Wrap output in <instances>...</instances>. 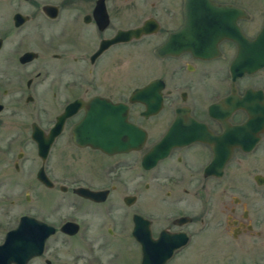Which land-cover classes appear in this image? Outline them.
I'll return each instance as SVG.
<instances>
[{
  "label": "flooded vegetation",
  "instance_id": "obj_1",
  "mask_svg": "<svg viewBox=\"0 0 264 264\" xmlns=\"http://www.w3.org/2000/svg\"><path fill=\"white\" fill-rule=\"evenodd\" d=\"M186 1L0 0V127L20 146L23 214L48 232L25 264H264V64L233 69L246 58L232 36L169 47ZM211 1L234 8L216 27L262 28L264 0ZM146 19L156 27L118 39ZM135 126L138 147L80 143L134 141ZM163 139L179 141L144 162Z\"/></svg>",
  "mask_w": 264,
  "mask_h": 264
},
{
  "label": "water",
  "instance_id": "obj_2",
  "mask_svg": "<svg viewBox=\"0 0 264 264\" xmlns=\"http://www.w3.org/2000/svg\"><path fill=\"white\" fill-rule=\"evenodd\" d=\"M200 1V4L196 2ZM233 7L229 5L216 4L211 0H187L185 5L186 10V22L183 28L178 31L172 32L166 44L170 47L175 44V42L179 41L181 38L183 39V46L188 47L191 46L192 39H199L198 47H210V50H214L215 42L218 37L226 35L232 36L233 38H238L242 44L241 48H243L242 52H245L244 59L245 63L243 64V60L241 57H237L232 62L233 69L238 71H251L256 69L257 67L264 64V23L259 33L253 38H247L240 34L236 28H234V34H232L231 28L228 27L226 23H228V19L222 20L224 23L222 28L216 27L217 21L215 17H223L227 18L230 12H233ZM16 15H20L17 13ZM209 16L210 19H198V16ZM214 17V19H212ZM212 22L215 24L213 27ZM233 20L231 21V23ZM156 27V20L154 19H146L142 24L130 27L127 30H120L118 39L127 38H138L143 33L151 31L152 27ZM217 29V30H216ZM219 33V36L211 37L212 32ZM238 34V35H237ZM240 34V35H239ZM212 39L209 42H204L201 39ZM197 43V42H196ZM161 51V49H160ZM241 52V54H242ZM31 55V52L24 53V56ZM23 56V57H24ZM1 107V105H0ZM64 115L61 116L60 119H63ZM134 128V132L138 137L134 141H117V142H80V143H89L92 146L101 147L104 150L112 151V150H123L131 147H138L143 139V132L139 130L137 126ZM171 133H168L165 138L167 139ZM163 139L161 142L156 144L153 149L144 157V162L147 161L148 158L156 159L167 153L169 147L173 144L178 143L179 140L168 141ZM39 152L44 155L47 151L48 142L39 141ZM46 225L42 221L37 222L31 215L22 214L20 216L19 222L17 226L9 229L4 237V240L0 243V264H25L27 260L35 254L41 252V248L43 246L44 239L48 232H42L41 229L39 233L36 230V225ZM53 230L52 227L49 229ZM178 236V235H177ZM180 238V237H179ZM186 241V236L184 235L182 239L176 243V245L172 246L171 249L168 250L166 257L170 255L173 247L182 245Z\"/></svg>",
  "mask_w": 264,
  "mask_h": 264
},
{
  "label": "rangeland",
  "instance_id": "obj_3",
  "mask_svg": "<svg viewBox=\"0 0 264 264\" xmlns=\"http://www.w3.org/2000/svg\"><path fill=\"white\" fill-rule=\"evenodd\" d=\"M263 8V6H262ZM261 8V9H262ZM261 9L256 10L257 12H260ZM141 13L136 12L135 13V22L139 21L141 17L144 16V12L142 11V8L140 9ZM261 19V18H260ZM257 21H260L259 19ZM253 28H250L252 30ZM143 53L145 54V47L142 48ZM138 65V64H137ZM136 65V66H137ZM141 69V70H138ZM145 68H136V71L143 72ZM2 130V131H1ZM4 128L0 127V148L4 149L6 148V151L0 150V179L2 174L6 171V176L8 177L9 181H6L5 183L0 185V197L3 194L7 195L6 200L3 202L2 205H0V238L3 237L4 231L7 227L12 225L18 218L20 214L23 213H31V206L28 203H22L18 199V186L15 184V171L13 170V164L12 161L15 157V153L20 148L19 144L16 142H12L9 146V142L7 140V132H3ZM10 199H13V201H10ZM189 246H192L191 244Z\"/></svg>",
  "mask_w": 264,
  "mask_h": 264
}]
</instances>
